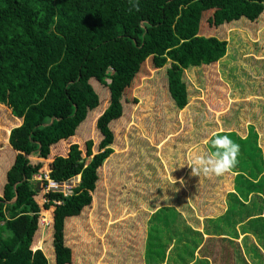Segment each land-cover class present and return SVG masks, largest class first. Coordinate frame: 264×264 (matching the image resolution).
I'll return each mask as SVG.
<instances>
[{"label": "trees", "instance_id": "16d2710c", "mask_svg": "<svg viewBox=\"0 0 264 264\" xmlns=\"http://www.w3.org/2000/svg\"><path fill=\"white\" fill-rule=\"evenodd\" d=\"M263 1L135 0L133 7L130 0H0V125L13 121L6 146L0 142V155L11 159L0 180V264H75L65 220L81 212L80 220H88L99 171L113 152L110 123L122 115L124 96L146 67L151 40L171 44L169 96L182 108L188 98L184 68L225 52L220 43L193 34L241 17L252 21ZM184 10L191 20L181 22ZM174 30L189 39L176 48ZM164 63L165 57L152 60L154 67ZM100 87L109 99L95 119L102 137L93 152L92 139L81 147L76 131L100 105ZM45 173L57 184L78 182L69 194L42 192Z\"/></svg>", "mask_w": 264, "mask_h": 264}, {"label": "rangeland", "instance_id": "374dc122", "mask_svg": "<svg viewBox=\"0 0 264 264\" xmlns=\"http://www.w3.org/2000/svg\"><path fill=\"white\" fill-rule=\"evenodd\" d=\"M185 11L187 10L178 16V20L181 22H186L187 19L191 20L189 16L185 15ZM206 30L207 32L194 33L193 37L204 36L205 39L214 40L224 46L225 52L229 38H231V41L236 42V45L232 43V47H234L232 52H229V60H226L224 64L230 60L235 62L230 65L229 69L223 67L224 52L217 54L213 59H211L212 57L206 58L205 63L187 65L183 75L184 79L187 78V92L194 101L191 99L187 103V105L190 103L192 105L189 113L182 111L184 107L180 112H176L166 97V93H169V84H171L166 75L171 62L174 61L172 57H169V52L172 49L171 44L164 43L157 38L151 40L146 67L133 80L128 94L124 96L122 115L110 123L114 136L113 153L110 155V159L105 162V167L99 171V181L92 196L91 205L86 208L88 219L102 217L105 213H112V216H116L117 213L125 211L142 217L145 213L144 207L175 204V202L169 201L170 194L165 193L169 189H166L163 183L164 178L173 173V169L176 171L173 161L184 156H187L186 160L190 161L191 158L195 159L200 155H209L208 147L213 152L207 138L213 130L224 127L222 118L234 120L235 125H232L240 128L251 123L253 125L257 122L260 125L264 124V8L252 21L241 17L237 21ZM173 33V36L179 39L175 48L189 40L181 37L183 32L174 30ZM230 34L233 36L231 37ZM157 57H165L166 63L154 67L152 60L154 58L156 60ZM193 59V56L189 57V61ZM164 98L170 104L163 110L157 101L161 102ZM108 99L109 93L106 87H100V105L89 112L76 131L81 147H84L85 140L92 139L93 152L96 151L97 143L102 137L94 125L95 119L98 113L107 106ZM3 114L4 110L0 107V119ZM169 156H172V159ZM250 159L253 161L254 157ZM189 166L193 167L194 162L185 166L183 170ZM141 167L145 178L140 179L135 185L134 192L131 193L130 184L127 183L126 178H129L130 181L133 176L131 168L137 171ZM190 171L187 173L189 176ZM148 175L152 180V185L150 183L149 188L147 187L149 179L146 178ZM190 178L188 181L197 180L196 177ZM77 180L78 178L75 177L70 182L60 184L57 188L56 185L48 187L60 189L65 194H69L70 188L76 185ZM214 180L212 182L205 176H199L198 184L204 182L203 188L207 190L205 183L209 187L217 185L218 182ZM43 186L42 192H46L47 185ZM211 192L215 194L214 190ZM172 200H174L173 195ZM180 200H185L184 194L179 196L178 201ZM194 200L198 201V199ZM40 201L42 202V199ZM190 202L191 200H189ZM105 204L112 208L106 210ZM116 207L117 209H115ZM163 213L165 212L162 214L160 212L158 215L163 216ZM47 214H49L48 210L44 211L41 217L45 228L48 224ZM77 217L79 215L68 217L65 220L66 236L70 229H74V226L84 227V225H80L81 222L76 219ZM79 235L73 233L71 241H75ZM65 239L67 240V237ZM39 245L42 246L43 242H40ZM207 248L204 246L202 250L207 251ZM208 254L213 258V260L209 259L211 264H237L238 262L237 255H223L220 245L213 254ZM262 264H264V260Z\"/></svg>", "mask_w": 264, "mask_h": 264}, {"label": "crops", "instance_id": "0c3cea01", "mask_svg": "<svg viewBox=\"0 0 264 264\" xmlns=\"http://www.w3.org/2000/svg\"><path fill=\"white\" fill-rule=\"evenodd\" d=\"M230 36L233 35L230 34ZM232 43L236 45V42L229 38L223 61L221 60L223 64L229 60V52H232L234 47ZM234 62L230 60L223 67L229 69ZM166 97L173 105L169 93H166ZM189 97L188 94L184 109L188 101L190 102L191 99L194 101L192 97ZM170 103L166 101V98L161 102L157 101L163 110ZM174 109L176 112L181 111V108L174 107ZM191 109L192 105L186 113H189ZM222 122L225 124L224 127L213 130L207 139L211 146L210 139L221 133V135H228L239 145L237 163L233 168L219 176L204 173L194 175L192 166L183 169L188 164H192L195 159L191 158L190 162L189 159L186 160L187 156L180 157L173 161L176 171L173 169V173L168 174L169 177H165L163 182L164 187L169 189L165 192L170 194L169 201L175 204L144 207L145 213L142 217L126 211L117 213L116 216L105 213L102 217L89 218L85 222L77 217L76 219L81 222L80 225L84 227L74 226V229L69 230V234L70 236L73 233L80 235L75 241H71L69 234L67 235L69 237L65 235L69 240L65 239V242L75 253V264H211L210 260L213 258L208 253L213 254L219 245L222 247L223 255L238 256L237 264H262L264 260V184L258 185V183L264 176V124L251 123L240 128L234 127L232 125H235L234 120L230 121L229 118H222ZM12 125L11 118L0 125L2 148L6 146L7 141H3L4 138L8 140L9 127ZM208 149L211 154V148L208 147ZM258 150L259 152L255 153ZM253 157L252 161L250 158ZM169 158L172 159V156ZM108 159L110 156L104 161L102 168L105 167ZM10 161L11 159H7V156L0 155V180L5 175ZM131 170L133 176L130 181L129 178L126 180L130 184V192L133 193L135 185L145 176L142 167L137 171L132 168ZM189 171L190 176L187 174ZM38 176L40 179V175H35L33 178L39 180ZM149 176H146L149 179L148 188L150 183L152 185ZM199 176H205L212 182L215 179L218 184L209 187L205 183L206 190L203 188L204 182L198 184ZM190 177H196L197 180L188 181ZM43 179L47 183L48 180L52 181L46 173ZM244 181L253 184L252 188L243 184ZM39 185L40 183L37 182L36 186ZM212 190L215 194H212ZM181 194H184V201H178ZM188 197L191 200L190 203ZM105 207L106 210L112 208L106 204ZM230 207L233 211H230ZM160 212L165 213L159 216ZM40 242H43L42 237L37 241L36 247H42L39 245ZM204 246L208 247L207 251L202 250Z\"/></svg>", "mask_w": 264, "mask_h": 264}, {"label": "clouds", "instance_id": "9594fccd", "mask_svg": "<svg viewBox=\"0 0 264 264\" xmlns=\"http://www.w3.org/2000/svg\"><path fill=\"white\" fill-rule=\"evenodd\" d=\"M135 7V0H130ZM213 152L209 155L197 156L194 160V166L191 167L192 173L198 175L214 174L222 175L237 163L239 145L235 143L228 135H214L210 139Z\"/></svg>", "mask_w": 264, "mask_h": 264}, {"label": "built area", "instance_id": "2783aa9c", "mask_svg": "<svg viewBox=\"0 0 264 264\" xmlns=\"http://www.w3.org/2000/svg\"><path fill=\"white\" fill-rule=\"evenodd\" d=\"M46 177V176H45ZM48 180V179H47ZM50 185H56V188L60 185V184H57V183H55V182H53V181H50V180H48V183H47V188L48 189H53V188H49L48 186H50Z\"/></svg>", "mask_w": 264, "mask_h": 264}]
</instances>
